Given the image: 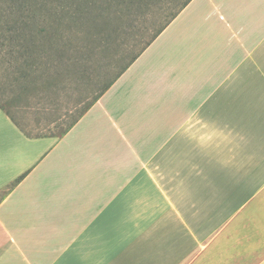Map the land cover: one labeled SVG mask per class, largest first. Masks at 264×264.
I'll list each match as a JSON object with an SVG mask.
<instances>
[{
    "label": "crops",
    "instance_id": "0c3cea01",
    "mask_svg": "<svg viewBox=\"0 0 264 264\" xmlns=\"http://www.w3.org/2000/svg\"><path fill=\"white\" fill-rule=\"evenodd\" d=\"M0 264H264V0H191L61 137L0 108Z\"/></svg>",
    "mask_w": 264,
    "mask_h": 264
},
{
    "label": "rangeland",
    "instance_id": "374dc122",
    "mask_svg": "<svg viewBox=\"0 0 264 264\" xmlns=\"http://www.w3.org/2000/svg\"><path fill=\"white\" fill-rule=\"evenodd\" d=\"M109 1L70 0L64 10L53 9L43 27L50 59L42 58L40 69L31 72L30 79L15 81L0 62V108L8 110L26 131L59 134L77 119L183 0L162 8L154 5L124 20L106 14L111 9ZM80 2L84 8L78 11ZM100 28L108 40L97 35ZM60 53L65 60L58 57Z\"/></svg>",
    "mask_w": 264,
    "mask_h": 264
},
{
    "label": "trees",
    "instance_id": "16d2710c",
    "mask_svg": "<svg viewBox=\"0 0 264 264\" xmlns=\"http://www.w3.org/2000/svg\"><path fill=\"white\" fill-rule=\"evenodd\" d=\"M70 0H0V62L5 65V68L14 75V80L30 79L31 72L40 69L38 62L47 56L50 59L48 51L49 41L45 40L44 25L46 18L51 14L53 9L60 6L63 10L66 3ZM191 0H183L178 4L176 11H170L168 16L164 17V22L153 31V33L145 40L143 48L137 52L133 58L125 65L119 74L109 82L101 91L94 101L83 110L79 117L64 128L59 134L54 132L31 134L26 131L14 116L6 110L7 115L13 122L21 128V130L30 137H46L58 136L66 134L74 124L88 111V109L112 86V84L123 74V72L138 58V56L159 36V34L170 24V22L179 14V12ZM173 4L174 0H110L109 6L111 9L107 11V15L115 14L121 20L131 15L134 12L146 13L152 6L156 5L162 8L164 4ZM177 4V3H176ZM84 8V2H80L77 10L81 11ZM106 11V8H105ZM103 13L102 11H100ZM130 18V16H129ZM99 37L103 36L109 39V35H104L102 28L97 32ZM44 37L43 41L39 38ZM48 48V49H47ZM45 54V55H44ZM58 54L62 60L65 58ZM19 73V76L18 74ZM32 84V80L30 81ZM30 84L25 85L29 90Z\"/></svg>",
    "mask_w": 264,
    "mask_h": 264
}]
</instances>
